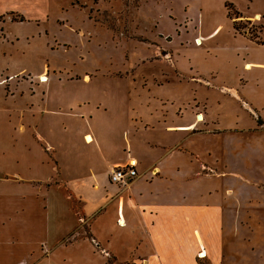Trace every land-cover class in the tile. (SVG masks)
<instances>
[{"label":"rangeland","instance_id":"obj_1","mask_svg":"<svg viewBox=\"0 0 264 264\" xmlns=\"http://www.w3.org/2000/svg\"><path fill=\"white\" fill-rule=\"evenodd\" d=\"M246 2L228 4L237 11ZM224 6L223 0H0V202L18 191L14 174L25 170L23 156L30 154L26 173H35L43 155L51 165L49 152H37L47 144L22 128L36 123L45 138L63 143L67 132L48 128L63 123L60 113L75 110L73 103L85 102L93 132L111 137L116 159L131 152L145 162L148 142H160L167 161L194 178L185 193L218 222L217 249L202 250L198 264H264V72L245 67L264 61V47L234 37ZM233 19L240 34L259 36L254 23ZM248 75L259 80L246 82ZM14 203L2 215L17 228L19 204L35 200ZM118 217L114 207L101 215L99 235L129 239ZM6 236L0 234L1 264L8 254L12 264H117L112 255L84 261L71 250L38 260L37 247L5 245ZM31 249L35 256L27 257ZM117 251L128 258L129 250Z\"/></svg>","mask_w":264,"mask_h":264},{"label":"crops","instance_id":"obj_2","mask_svg":"<svg viewBox=\"0 0 264 264\" xmlns=\"http://www.w3.org/2000/svg\"><path fill=\"white\" fill-rule=\"evenodd\" d=\"M223 1L227 20L234 30L235 20L228 17L226 7L231 0ZM235 7L240 17L260 29L258 41L235 30L234 37L245 38L250 44L247 47L255 44L256 47H264V0H248L245 7ZM245 67L249 68V72L256 69L264 72V61L252 59ZM246 79V82L259 80L257 75H248ZM234 92L237 94L238 91ZM73 105L76 106L75 110L70 107V112L60 113L67 117L63 123L48 128L50 132H67L69 137L63 143L49 140L48 135L45 138L38 132L36 123H31L29 129L22 128L23 134L27 130L33 136L37 134L38 144H47V147L38 146L37 152H49L51 165L45 163L42 154L41 165L38 162L37 167L40 171L36 170L33 174L28 169L29 173H26V158L30 160V154L23 156L25 170L14 174L18 180L17 194L3 196L0 202V234L7 233L5 245L16 241L12 243L37 247L40 250L38 260L55 250L67 253L71 250L84 261L112 255L117 264H198L202 250L212 254L218 246L217 216L203 209L194 194L185 193L183 186L194 178L182 170L184 166L178 162L171 165L166 159L168 153L158 148L163 147L160 142H148L146 148L151 159L145 162L131 152L125 158L116 159L111 154V137L107 138L103 132H93L94 118L82 108L85 102H75ZM201 120L200 116L198 121ZM87 135L92 141L94 139L90 144L83 140ZM77 137L82 138V146ZM27 147L31 151L30 146ZM129 163L135 164L138 177L126 185L112 183L110 170ZM16 198L18 201H26L27 198L35 200L31 207L19 204L15 214L22 219L18 220L17 228L10 226L12 218L9 215H2L10 211ZM113 207L121 224L116 226L124 233L129 231V239L127 235L125 239L122 236L114 241L111 233L99 235L96 223L101 220V215ZM53 216H56L54 226L50 225ZM65 217H70L72 222L63 224ZM89 219L91 223L85 226V221ZM81 230H89L92 236L83 237ZM207 233L215 235L207 238ZM118 247L129 250L128 258L121 259ZM28 255L35 256V251L31 249L26 253ZM10 257L8 254L5 264L13 263Z\"/></svg>","mask_w":264,"mask_h":264},{"label":"built area","instance_id":"obj_3","mask_svg":"<svg viewBox=\"0 0 264 264\" xmlns=\"http://www.w3.org/2000/svg\"><path fill=\"white\" fill-rule=\"evenodd\" d=\"M138 177L134 163L114 167L110 170V180L117 185H126Z\"/></svg>","mask_w":264,"mask_h":264},{"label":"trees","instance_id":"obj_4","mask_svg":"<svg viewBox=\"0 0 264 264\" xmlns=\"http://www.w3.org/2000/svg\"><path fill=\"white\" fill-rule=\"evenodd\" d=\"M226 7H227V10H228V17L229 18H235V17H239V13H238V11H236L234 8H233V5L232 4H227L226 5ZM233 25H234V30L237 32V33H240V28H239V25H238V22L237 21H235L234 23H233ZM254 40H257L258 41V36H256V37H252ZM260 125H262V123H261V121H260ZM109 264H110V262H109Z\"/></svg>","mask_w":264,"mask_h":264},{"label":"bare ground","instance_id":"obj_5","mask_svg":"<svg viewBox=\"0 0 264 264\" xmlns=\"http://www.w3.org/2000/svg\"><path fill=\"white\" fill-rule=\"evenodd\" d=\"M41 80H42V81H45V80H46V76H42V77H41Z\"/></svg>","mask_w":264,"mask_h":264}]
</instances>
